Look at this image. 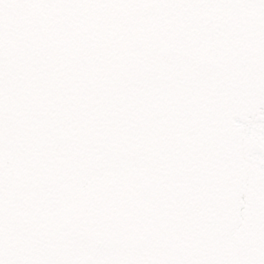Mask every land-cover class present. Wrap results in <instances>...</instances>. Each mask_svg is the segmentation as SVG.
<instances>
[{
    "label": "snow or ice",
    "instance_id": "1",
    "mask_svg": "<svg viewBox=\"0 0 264 264\" xmlns=\"http://www.w3.org/2000/svg\"><path fill=\"white\" fill-rule=\"evenodd\" d=\"M0 264H264V0H0Z\"/></svg>",
    "mask_w": 264,
    "mask_h": 264
}]
</instances>
